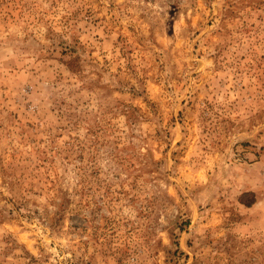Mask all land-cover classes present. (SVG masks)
I'll return each mask as SVG.
<instances>
[{
	"label": "rangeland",
	"instance_id": "rangeland-1",
	"mask_svg": "<svg viewBox=\"0 0 264 264\" xmlns=\"http://www.w3.org/2000/svg\"><path fill=\"white\" fill-rule=\"evenodd\" d=\"M0 264H264V0H0Z\"/></svg>",
	"mask_w": 264,
	"mask_h": 264
}]
</instances>
